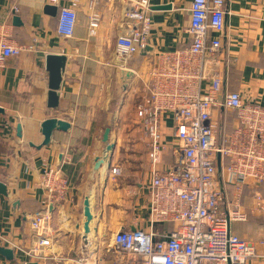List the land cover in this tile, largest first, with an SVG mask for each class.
<instances>
[{"label":"crops","instance_id":"0c3cea01","mask_svg":"<svg viewBox=\"0 0 264 264\" xmlns=\"http://www.w3.org/2000/svg\"><path fill=\"white\" fill-rule=\"evenodd\" d=\"M151 2V46L173 50L188 45L192 40V0ZM91 4V0H79L73 37L64 38L57 33L58 10L56 16L46 10L47 5H54L48 0H0V23H8L12 38L20 43L37 38L34 51H24L0 68V182L8 192L0 193V246L14 253L13 259L0 253V264H76L81 258L90 264H113L107 250L113 234L136 222V226H147L146 186L151 169L134 112L145 94L153 57L151 53H139L128 60L120 57L116 40L127 27L124 5L99 0L94 10L101 13L102 21L92 30ZM166 4L172 8H157ZM226 8L219 56L224 92L238 91L245 100L264 104V0H227ZM15 16L20 18V25H14ZM50 53L67 57L57 108L47 104L46 57ZM123 69L134 75L124 80ZM49 117L64 119L71 126L66 131L56 130L50 144L40 147L44 139L40 125ZM215 118L221 122L228 118V128L237 119L234 111L223 109L215 112ZM107 127L111 130L106 142ZM162 131L170 140L171 121L167 117ZM108 142L114 144L109 153ZM99 156L105 162L95 168ZM172 161L171 151L166 150L160 166ZM46 165L60 168L69 180L68 199L61 204L50 202L41 185ZM112 167H119L121 172L113 174ZM87 197L93 221L90 242L85 245L82 223ZM228 198L235 199L233 186L228 187ZM239 203L247 219L232 223L231 228L257 246L260 257L247 264H264V211L256 209L255 196L247 189ZM44 209L51 213V246L38 258L29 254L37 242L30 221ZM103 239H107L106 246Z\"/></svg>","mask_w":264,"mask_h":264},{"label":"built area","instance_id":"2783aa9c","mask_svg":"<svg viewBox=\"0 0 264 264\" xmlns=\"http://www.w3.org/2000/svg\"><path fill=\"white\" fill-rule=\"evenodd\" d=\"M98 1L91 0L92 30L102 21L101 13L94 10ZM107 1L125 7L127 27L116 40L118 55L128 60L151 46V0ZM226 1L192 0L191 42L173 50L153 47L145 94L134 112L151 169L146 186L148 223L125 225L113 234L107 245L113 264H247L260 257L256 244L231 228L232 223L247 219L239 203L245 189L255 196L256 209L264 211V104L245 100L238 91L224 92L219 56ZM48 2L58 7L57 33L73 37L79 0ZM36 41L17 42L8 23H0V68L24 51H34ZM218 109L235 111L232 128L228 118L223 122L215 118ZM166 117L171 121L170 140L162 131ZM166 150L173 161L161 167ZM111 172L119 174L121 169L112 167ZM41 185L50 202L68 199L70 183L60 168L46 165ZM229 186L235 199L228 198ZM30 224L37 242L29 254L43 257L44 249L51 246V213L37 212ZM75 263L90 264L84 258Z\"/></svg>","mask_w":264,"mask_h":264},{"label":"water","instance_id":"95a60500","mask_svg":"<svg viewBox=\"0 0 264 264\" xmlns=\"http://www.w3.org/2000/svg\"><path fill=\"white\" fill-rule=\"evenodd\" d=\"M157 8L160 9H171V4L160 5ZM46 10L49 14L56 16L57 15V6L54 5H47ZM21 20L18 16L14 17V25H20ZM153 52L152 46H145L144 48L140 49L141 55H146L148 53ZM67 57L64 54L59 53H50L46 57V68L49 72V91H48V107L50 108H57L60 103V93L59 90L61 88L62 80H63V73L66 68ZM123 79L127 80L128 78L134 75L133 71L123 69ZM3 112V109L0 107V114ZM70 123L64 119L56 118V117H49L42 121L40 125V131L44 136V139L40 145V147L49 145L52 141L53 134L56 130L66 131L70 128ZM18 135H22V126L19 124L17 127ZM111 127H107L104 132V140L107 142L108 137L110 134ZM114 149V144L108 142L106 146V152H112ZM220 160V158L218 159ZM105 160L104 157L99 156L97 158L95 168H99L104 164ZM219 170H221V166L219 164ZM0 193L7 194V187L4 183L0 182ZM83 239L85 241V245H88L90 242V234L92 233V221H93V213L91 209L90 197H87L84 202V216H83ZM135 230V227H132ZM0 253L4 255L8 259L14 258L13 250L0 246ZM26 264H40L38 261H30Z\"/></svg>","mask_w":264,"mask_h":264},{"label":"rangeland","instance_id":"374dc122","mask_svg":"<svg viewBox=\"0 0 264 264\" xmlns=\"http://www.w3.org/2000/svg\"><path fill=\"white\" fill-rule=\"evenodd\" d=\"M108 238V237H107ZM101 241H104V245L106 246V244H107V239H103V240H101Z\"/></svg>","mask_w":264,"mask_h":264},{"label":"trees","instance_id":"16d2710c","mask_svg":"<svg viewBox=\"0 0 264 264\" xmlns=\"http://www.w3.org/2000/svg\"><path fill=\"white\" fill-rule=\"evenodd\" d=\"M234 112H235V111H234ZM168 226H169L170 228H172V225H171V224H169Z\"/></svg>","mask_w":264,"mask_h":264}]
</instances>
